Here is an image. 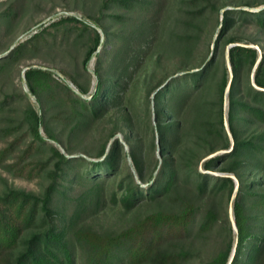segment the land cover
Returning <instances> with one entry per match:
<instances>
[{"label":"trees","instance_id":"1","mask_svg":"<svg viewBox=\"0 0 264 264\" xmlns=\"http://www.w3.org/2000/svg\"><path fill=\"white\" fill-rule=\"evenodd\" d=\"M226 4L102 0L98 16L62 14L6 46L0 74L48 40L83 56L81 72L61 70L79 92L49 66L21 68L22 95L38 107L28 102L0 127L13 136L0 167L44 184L30 191L4 179L0 264H185L215 234L204 264H264V8L251 9L264 0ZM213 14L220 27L209 38ZM15 97L0 98V111ZM110 112L97 153L75 156L74 138ZM109 208L130 222L87 224Z\"/></svg>","mask_w":264,"mask_h":264},{"label":"rangeland","instance_id":"2","mask_svg":"<svg viewBox=\"0 0 264 264\" xmlns=\"http://www.w3.org/2000/svg\"><path fill=\"white\" fill-rule=\"evenodd\" d=\"M226 6H233V2H242L247 0H226ZM248 1H262V0H248ZM174 6L175 0H169ZM102 0H0V56L7 53V45L12 46L15 42H18L28 38L32 33L37 32L43 26L49 24L51 21L56 20L62 14H72L78 17H85L88 15L98 16L100 5ZM264 7V4L251 9L258 10L257 8ZM117 5H112L108 10L110 12L118 11ZM9 13L3 20V15ZM89 23L91 21L87 19ZM106 25H110L109 18H105ZM216 17L213 14L210 17L208 31L206 36L210 38L215 35ZM207 37V40H208ZM11 48V47H10ZM28 59L25 64H41L49 66L57 76L64 77L61 72L62 69L67 72H81L80 60L83 56V48L81 46L74 48L69 41L51 42L50 40L43 43L40 48L31 52L28 55ZM25 64H16L9 67L5 72L0 74V98L6 93L16 94L14 103L9 102L7 106L0 111V127L7 125L11 118H18L22 116V111L27 106L28 102H31L38 107L35 97L28 94L29 98L23 97L25 92V83L23 80L22 67L26 68ZM95 61L92 60L89 65V71L93 73ZM85 74V73H84ZM80 79L84 80L85 77L80 75ZM65 81L72 86L73 89H77L71 79L64 77ZM48 112V114L52 113ZM112 112V111H111ZM108 113L102 119H100L92 128H90L85 135L79 134L74 138V145L76 146L75 156L84 154L87 150L96 154L99 150L101 143L107 138L109 132L112 130L113 119L112 113ZM116 136L123 139V134L117 132ZM150 131L147 133V139L150 140ZM13 136H4L0 134V148L7 144ZM67 139V134H64V140ZM59 145V144H58ZM218 173V172H217ZM219 174V173H218ZM4 179L17 187L24 188L30 191H40L44 184V179L36 177L33 179H27L14 175L7 169L0 167V189L3 188ZM230 212L232 208L230 205ZM107 209L105 212L99 213L95 216L88 218L87 224L94 227L96 230H118L128 224L132 218L131 213L119 212ZM149 210L150 207H147ZM233 219V214L231 213ZM221 238L215 234L209 240L204 243H199V255L193 260L185 264H204L208 261L210 256L217 247ZM81 263V262H80Z\"/></svg>","mask_w":264,"mask_h":264},{"label":"water","instance_id":"3","mask_svg":"<svg viewBox=\"0 0 264 264\" xmlns=\"http://www.w3.org/2000/svg\"><path fill=\"white\" fill-rule=\"evenodd\" d=\"M229 8H236V7H234V6H226L224 9H229ZM243 8H246V7H243ZM262 8H264V7H260V8H257L258 10L259 9H262ZM93 27H95L96 29H98V30H101V28H99L98 26H96L95 24H92V23H90ZM16 45V42L11 46V48L10 49H12L14 46ZM44 68H46V67H44ZM48 69H50V70H52L51 68H48ZM23 80H24V83H25V91L26 92H28V93H30V91H29V89H28V87H27V83H26V77H25V75H24V73H23ZM173 77V76H172ZM172 77H170V78H172ZM169 78V79H170ZM71 86V85H70ZM72 87V86H71ZM76 90V89H75ZM77 91V90H76ZM77 92H79V91H77ZM81 94V93H80ZM113 141V138L111 139V141H110V143ZM110 143H109V145H110ZM109 145H108V147H109ZM59 146H60V148L62 149V151H64V148L59 144ZM157 146H158V148H159V146H160V140L159 139H157ZM234 222V221H233ZM234 227H236V225H235V222H234Z\"/></svg>","mask_w":264,"mask_h":264}]
</instances>
